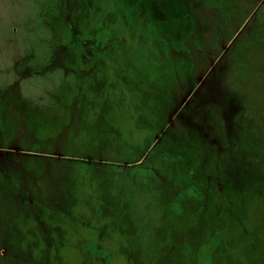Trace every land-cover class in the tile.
<instances>
[{
    "label": "rangeland",
    "instance_id": "1",
    "mask_svg": "<svg viewBox=\"0 0 264 264\" xmlns=\"http://www.w3.org/2000/svg\"><path fill=\"white\" fill-rule=\"evenodd\" d=\"M0 264H264V0H0Z\"/></svg>",
    "mask_w": 264,
    "mask_h": 264
}]
</instances>
